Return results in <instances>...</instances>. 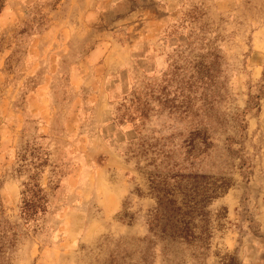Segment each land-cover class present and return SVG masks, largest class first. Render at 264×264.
<instances>
[{
	"label": "rangeland",
	"instance_id": "374dc122",
	"mask_svg": "<svg viewBox=\"0 0 264 264\" xmlns=\"http://www.w3.org/2000/svg\"><path fill=\"white\" fill-rule=\"evenodd\" d=\"M0 264H264V0H0Z\"/></svg>",
	"mask_w": 264,
	"mask_h": 264
},
{
	"label": "trees",
	"instance_id": "16d2710c",
	"mask_svg": "<svg viewBox=\"0 0 264 264\" xmlns=\"http://www.w3.org/2000/svg\"><path fill=\"white\" fill-rule=\"evenodd\" d=\"M32 190L34 192V195L32 196L31 201L30 200H24L25 205H24L23 213L27 217H30V216H32L38 212L37 208H36V206H37V203L35 201L36 199H34V198L39 197V195H37V192H35L34 189H32ZM38 200H40V199L38 198ZM161 205H162V199L159 197V206H161Z\"/></svg>",
	"mask_w": 264,
	"mask_h": 264
}]
</instances>
